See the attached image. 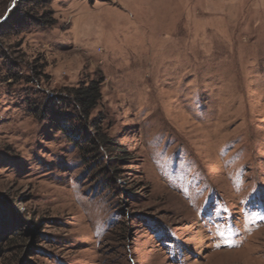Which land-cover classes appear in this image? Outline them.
<instances>
[{"label": "rangeland", "instance_id": "rangeland-1", "mask_svg": "<svg viewBox=\"0 0 264 264\" xmlns=\"http://www.w3.org/2000/svg\"><path fill=\"white\" fill-rule=\"evenodd\" d=\"M0 264H264V0H0Z\"/></svg>", "mask_w": 264, "mask_h": 264}, {"label": "trees", "instance_id": "trees-1", "mask_svg": "<svg viewBox=\"0 0 264 264\" xmlns=\"http://www.w3.org/2000/svg\"><path fill=\"white\" fill-rule=\"evenodd\" d=\"M72 105L78 115L84 119H88L90 112L95 108L100 100V82L91 83L84 88L73 91Z\"/></svg>", "mask_w": 264, "mask_h": 264}]
</instances>
